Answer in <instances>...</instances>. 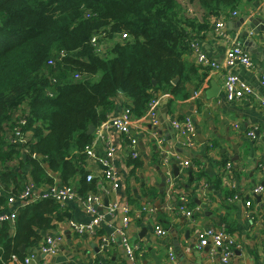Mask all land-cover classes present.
I'll return each instance as SVG.
<instances>
[{
	"label": "crops",
	"instance_id": "crops-1",
	"mask_svg": "<svg viewBox=\"0 0 264 264\" xmlns=\"http://www.w3.org/2000/svg\"><path fill=\"white\" fill-rule=\"evenodd\" d=\"M186 5L189 7L184 17L187 38L196 39L205 53L219 63L220 71L215 73L199 64L197 55L186 48L184 59L194 65L197 74L184 85L187 97L174 98L169 91L160 92L165 96L158 108L159 125L155 127L144 116L134 118L130 135L137 139L139 158L131 156L126 136L113 129L105 131L117 149L113 163L119 188L105 197L104 205L107 206V199L108 205H128L130 223L125 226L121 208L110 213L104 207L98 235H79L70 229V221L89 224L91 217L78 201H68L61 209L62 218L55 220V227L47 232H62L65 237L59 254L48 258L50 264H132L122 230L129 243L139 247L135 250L137 264H222L220 252L213 253L211 247L198 248L199 234L208 228L224 229L236 243L229 264H264V194L260 201L253 194L256 187L264 186V111L254 100L229 103L224 99L222 87L223 71L227 69L225 57L237 42L252 55L254 66L238 65L234 72L264 94L260 84L264 76V32L256 34L249 27L253 17L264 20V0H241L235 9H223L216 15H206L196 3ZM219 21L226 23L227 37L217 34ZM244 31L249 33L248 38L243 36ZM248 41L256 43L259 53L250 50ZM177 82L178 79L174 81ZM112 101L113 112L132 104L123 94ZM29 111L28 103L24 102L15 116ZM186 117L196 125L189 144L190 136L179 134L172 125ZM250 131H255L257 138L249 137ZM27 132L35 139L32 129ZM95 150L99 158H106L102 140L96 139ZM20 157H17L18 168L25 179L31 169ZM186 160L191 162V167L181 164ZM98 163L96 158L87 159L85 169L93 172L100 188L104 169ZM229 164L232 169H227ZM55 182L59 183L57 176ZM182 194L188 196L191 216L178 210ZM235 195L240 198L235 200ZM248 200L252 201L251 207L245 205ZM156 226L167 230L168 237L155 236ZM103 238L111 239V243L106 245ZM42 239L27 247L25 253H39Z\"/></svg>",
	"mask_w": 264,
	"mask_h": 264
},
{
	"label": "trees",
	"instance_id": "trees-1",
	"mask_svg": "<svg viewBox=\"0 0 264 264\" xmlns=\"http://www.w3.org/2000/svg\"><path fill=\"white\" fill-rule=\"evenodd\" d=\"M240 2L0 0V187L17 190L26 179L18 166H5L21 155L7 147L4 139L6 124H14L19 106L26 102L30 107L27 128L35 136L31 150L46 157L48 165L21 156L30 166L29 177L38 184H53L57 176L60 184L77 187L82 196L99 190L98 182L86 180L89 172L83 150L94 140L89 128H98L108 119L118 94L132 100L129 107L134 117L144 116L161 91H169L174 98L187 97L184 85L197 69L184 59L190 38L181 15L183 4L196 3L206 15H216L235 9ZM100 30H107L111 39L120 33L130 39L115 40L100 55L91 44ZM60 52L66 56L49 66ZM77 73L79 79L66 80ZM5 203L6 197H0V206ZM61 209L54 200H42L21 209L14 226L2 224L0 264H10L13 255L24 260L29 254L20 247L34 245L43 238L41 231L54 228V221L62 218Z\"/></svg>",
	"mask_w": 264,
	"mask_h": 264
},
{
	"label": "built area",
	"instance_id": "built-area-1",
	"mask_svg": "<svg viewBox=\"0 0 264 264\" xmlns=\"http://www.w3.org/2000/svg\"><path fill=\"white\" fill-rule=\"evenodd\" d=\"M237 12L234 11L233 16H236ZM226 23L224 21H219L216 24V32L221 37H227L226 33ZM114 38L119 37L118 41L125 42L130 39V35L127 33H120ZM113 38V39H114ZM109 39V32L107 30H100L91 39V44L95 47L96 51L100 55H105L109 48L111 47ZM190 49L197 55L199 64L209 67L213 72H219L220 65L218 62L212 60L205 51L201 48L200 44L196 39L190 40ZM65 52H60L56 59H51L49 61V66L54 65L55 61L61 60L65 57ZM238 65H243L248 68L254 66L252 55L249 52L245 51L241 43L235 42L227 52L225 57L224 66L227 68L226 72L223 71V93L224 99L229 103L239 102L242 100H254L257 102L264 111V94H260L257 89L252 87L251 84L242 80L238 74L234 72V68ZM80 74H75V79H79ZM260 84L264 87V76L262 77ZM49 93H52L49 91ZM165 95H161L160 92L155 96L148 105V108L145 112L144 117L150 119L153 125L160 124L158 118V108L160 103ZM134 115L132 114L131 108L129 105L124 106L120 112H112L108 119L103 122L98 128H96V135L91 144L87 145L83 153L87 159L96 158L101 166L106 167L103 170L101 176V187L99 190L93 192L89 191L85 196L80 194V191L77 187L72 185H64L57 182L53 184H38L33 178L27 177L24 180V183L20 190H16L14 187H11L9 191H6L4 188L0 187V197H6V203L0 206V226L5 222H11L14 226L18 213L21 209L37 203L42 200H54L61 205L63 208L68 201H78L87 215L91 217V222L89 224H81L70 221V229L79 235L89 234L91 236L98 235L97 229L99 224L103 219V214L101 213L102 208L107 207L110 213H114L120 208L125 213V226H128L130 223V208L128 205L120 207L117 203H112L111 205L105 206L104 199L108 197L112 191L119 188V177L116 171L113 159L116 155L117 149L111 139L105 134L107 130H116L120 134L124 135L128 139V144L130 146L131 156L134 158L140 157V152L137 147V139L130 135V130L132 123L134 122ZM14 124L8 127H5V135L9 141L11 147L19 152L21 156H31L32 159L39 160L45 165L46 157L32 152L31 144L34 141L32 137L27 132V127L29 124V117L27 114H22L19 117L14 119ZM174 129L179 134L189 135L188 144L191 141L196 133V125L191 118L186 117L182 121L172 122ZM264 141V132L262 133ZM248 136L251 138H257L255 131H250ZM96 139L102 140L104 147L106 149L107 156L106 158H99L95 150V141ZM184 167H191L192 164L189 160L183 161L181 163ZM8 168H16L18 166V161L16 157L5 164ZM227 169H232L231 165H228ZM95 175L93 172H89L86 176L88 182L95 180ZM205 187V186H204ZM206 189V187H205ZM203 190V192L205 191ZM175 189L173 190V193ZM254 197L264 194V186H258L254 189ZM204 196V193H202ZM240 197L235 195L234 199L238 200ZM180 206L178 210L186 214L187 216L192 215V211L189 210L187 203L189 201L186 194H182L179 197ZM245 205L251 207L252 201H246ZM15 230V229H14ZM155 236L159 238L168 237L169 233L167 230L160 226H156L153 230ZM122 236H124L125 247L127 250L128 258L131 260L132 264H137V259L135 256V250L137 247H134L129 243L125 232L121 231ZM65 237L62 232H52L48 234L45 238L42 239L41 249L39 253H31L24 260H20L17 255L12 256V263H23V264H50L48 261L49 257H55L60 252V247L64 242ZM102 241L105 244H110L111 239L103 238ZM236 243L228 235L224 229L208 228L202 231L199 234V250H203L205 247H211L212 252H220L221 254V263L229 264L233 255V251L236 248ZM173 258L174 256L171 255Z\"/></svg>",
	"mask_w": 264,
	"mask_h": 264
},
{
	"label": "water",
	"instance_id": "water-1",
	"mask_svg": "<svg viewBox=\"0 0 264 264\" xmlns=\"http://www.w3.org/2000/svg\"><path fill=\"white\" fill-rule=\"evenodd\" d=\"M249 27H250V28H251L256 34L259 33V31H263V32H264V20H263L261 17H259V16H257V17H253V18H251V19L249 20ZM243 36L248 38L249 33L246 32V31H244V32H243ZM262 39H263V38H262ZM246 45H247V46L250 45V48H251L250 50H252L253 52H255V53H259L258 50H257L258 47H257L256 43H253V44H252V43H250V41H248V42H246ZM248 50H249V48H248ZM154 83H156V82H154ZM212 84H213V89H214V87H215L214 82H212ZM213 91H214V90H213ZM213 95H214V93H213ZM209 97H210V95H209ZM95 130H96V127L91 126V127L89 128L88 134H89V135L94 134ZM101 168L106 169V167H104V166H101ZM175 171L177 172V169H176ZM190 173H191V172H190ZM191 175H192V174H191ZM257 198H258V200L260 201L262 197H261V195H258ZM106 204H107V206H108V199L106 200ZM40 234H41V236L44 237V238L48 235V233H47L46 231H41ZM106 245H107V244H106ZM26 250H28V249H26L25 246L20 247V251H21L22 253H25Z\"/></svg>",
	"mask_w": 264,
	"mask_h": 264
},
{
	"label": "rangeland",
	"instance_id": "rangeland-1",
	"mask_svg": "<svg viewBox=\"0 0 264 264\" xmlns=\"http://www.w3.org/2000/svg\"><path fill=\"white\" fill-rule=\"evenodd\" d=\"M181 3H182V0H179ZM183 7H184V9L186 10L187 8H189L187 5H185V4H183ZM181 15L184 17L185 16V12L184 11H182V13H181ZM109 39H111V36L109 37ZM110 41H114V39H113V37H112V39L110 40ZM55 63H56V61H55ZM54 63V64H55ZM52 66H53V64H52ZM57 66V64L54 66V67H56ZM57 72V71H56ZM57 74H59L58 72H57ZM67 81H73V80H75V76L73 75V74H69V76H68V78L66 79ZM9 124L10 123H8V124H6V127H8L9 126ZM4 139H5V142H6V146L7 147H11V145H10V143H9V141L7 140V137H4ZM17 156V155H16ZM15 156V157H16ZM16 160H18L17 159V157H16Z\"/></svg>",
	"mask_w": 264,
	"mask_h": 264
}]
</instances>
